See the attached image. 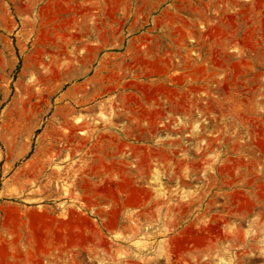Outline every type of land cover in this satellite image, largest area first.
Instances as JSON below:
<instances>
[{
  "label": "rangeland",
  "instance_id": "1",
  "mask_svg": "<svg viewBox=\"0 0 264 264\" xmlns=\"http://www.w3.org/2000/svg\"><path fill=\"white\" fill-rule=\"evenodd\" d=\"M0 264H264V0H0Z\"/></svg>",
  "mask_w": 264,
  "mask_h": 264
},
{
  "label": "crops",
  "instance_id": "2",
  "mask_svg": "<svg viewBox=\"0 0 264 264\" xmlns=\"http://www.w3.org/2000/svg\"><path fill=\"white\" fill-rule=\"evenodd\" d=\"M93 0H79L80 4H82V6H84L87 3H90Z\"/></svg>",
  "mask_w": 264,
  "mask_h": 264
}]
</instances>
